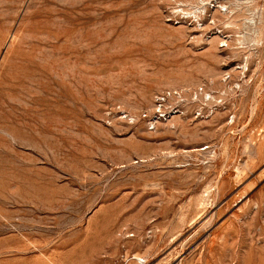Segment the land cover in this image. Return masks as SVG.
I'll return each mask as SVG.
<instances>
[{
	"label": "rangeland",
	"instance_id": "rangeland-1",
	"mask_svg": "<svg viewBox=\"0 0 264 264\" xmlns=\"http://www.w3.org/2000/svg\"><path fill=\"white\" fill-rule=\"evenodd\" d=\"M181 1L0 0V264H264V0Z\"/></svg>",
	"mask_w": 264,
	"mask_h": 264
},
{
	"label": "bare ground",
	"instance_id": "bare-ground-1",
	"mask_svg": "<svg viewBox=\"0 0 264 264\" xmlns=\"http://www.w3.org/2000/svg\"><path fill=\"white\" fill-rule=\"evenodd\" d=\"M173 1V0H172ZM224 1V0H223ZM226 1H228V0H226ZM232 1V0H231ZM182 2V1H181ZM180 2V3H181ZM222 2V0H220V3ZM179 3V4H180ZM219 3V0H184L181 4H183V5H185L186 6V9H185V7L184 6H182V7H184L183 9L181 8H179L180 9V11H181V13L184 15V16H188V17H191L194 21L196 20L197 22H198V24H199V20H200V18H203V14L207 11V9L210 7V6H216V5H218V10H216V11H218L219 13H220V15L222 16V17H224L223 19H225V18H228L229 19V15H230V8L227 6V4L225 5V4H220ZM177 4V3H176ZM229 5V4H228ZM181 6V5H180ZM176 7H177V5H176ZM175 7V8H176ZM213 7V8H214ZM217 7V6H216ZM215 7V8H216ZM212 8V7H211ZM177 9V8H176ZM224 9V10H223ZM232 9V8H231ZM242 9V8H241ZM240 9V10H241ZM173 10V9H172ZM244 11V10H243ZM173 12H176V11H173ZM212 12H213V10H212ZM180 13V12H179ZM217 13V12H216ZM215 13V14H216ZM212 13H210V15H211ZM209 15V16H210ZM233 16V15H232ZM181 17V16H180ZM208 17V16H207ZM210 18V17H209ZM186 19H188V18H186ZM211 19V18H210ZM232 19H234V17L233 18H230V21L228 22V20H227V22L228 23H230L231 22V20ZM184 20V19H183ZM207 20V19H206ZM187 21V20H186ZM195 21V23H197ZM208 21H209V19H208ZM212 21V20H211ZM193 22V21H192ZM191 21H190V23H192ZM206 22V21H205ZM210 22V21H209ZM209 22H208V24H209ZM217 22V21H216ZM226 22V23H227ZM233 22V21H232ZM220 23V22H219ZM203 24V23H202ZM220 24H222V23H220ZM231 24V23H230ZM230 24H228L229 26H230ZM207 25V24H206ZM205 25V26H206ZM240 24H238V27H240L239 26ZM198 26V25H197ZM224 26H226L225 25V23H224ZM196 26H194V28H195ZM200 27V26H199ZM198 27V28H199ZM201 27H202V25H201ZM198 28H197V30H198ZM218 28V27H217ZM201 29V28H200ZM204 30V29H203ZM218 31V30H217ZM205 32V31H204ZM221 32V31H220ZM215 33H217V32H215ZM202 34H204V33H202ZM216 35V34H215ZM221 35V34H220ZM203 36V35H202ZM224 36V35H223ZM220 36L218 35V37H214L213 36V38L209 41V44H210V46H212V48H213V51H215L216 50V48L218 47H216V44L218 45L219 44V46H222L223 44H227L228 45V41H225V39H224V37L222 38V39H218ZM206 38H208V37H206ZM209 38H210V36H209ZM240 39H241V37H240ZM207 40V39H206ZM238 40V39H237ZM205 41V40H204ZM238 41H241V40H238ZM208 42V41H207ZM251 42V41H250ZM220 43L222 44V45H220ZM237 43V42H236ZM238 43H240V42H238ZM238 43H237V47H238ZM235 45V44H234ZM208 46V45H207ZM206 47V46H205ZM224 47V46H223ZM228 47V46H227ZM235 48V49H237V50H239L238 48H240V47H238V48ZM233 47H231L230 48V50L232 49ZM241 48H243V47H241ZM208 49H210L209 47H208ZM215 49V50H214ZM218 49H220V48H218ZM210 52V51H209ZM237 52V51H236ZM250 53V52H249ZM251 54V53H250ZM214 56V55H213ZM246 56H248V55H246ZM252 57V56H251ZM249 58H250V56H249ZM247 59H248V57H247ZM249 60V59H248ZM246 62V64L244 65L243 63V65L244 66H247V63L249 62V61H245ZM248 65H249V63H248ZM244 66H242L243 68H244ZM249 67V66H248ZM242 68V69H243ZM246 68V67H245ZM241 70V69H240ZM248 71H249V69H248ZM245 72H247V70H245ZM245 72L243 71V75L245 74ZM185 79V78H184ZM183 82V81H182ZM173 86H174V84H173ZM231 86V85H230ZM239 86V85H238ZM241 86V85H240ZM170 87V86H169ZM172 87V86H171ZM238 88V87H237ZM239 88H241V87H239ZM242 90V89H241ZM235 91V90H234ZM224 92H226L227 93V91H225L224 90ZM232 93H233V91H232ZM232 93H230L231 95H232ZM204 94V93H203ZM224 94V93H223ZM205 96H209L210 98H214L210 93H205ZM172 97V96H171ZM204 97V96H203ZM157 98V97H156ZM204 98H206V97H204ZM211 99V100H212ZM217 99V98H216ZM157 100H159V99H157ZM202 100H204V99H202ZM215 100V99H214ZM214 100H212V101H214ZM165 101V100H164ZM160 102V101H159ZM161 102H162V100H161ZM207 102V101H206ZM217 102V101H216ZM219 102V101H218ZM159 105V104H158ZM212 105V104H211ZM210 105V106H211ZM174 119H172V122H176V123H178V125L181 127V128H184V123H182V121L180 120V118L179 117H173ZM133 120V119H132ZM230 120V119H229ZM170 122H171V120H170ZM172 122H171V124H172ZM229 124H230V122H229ZM172 126V125H171ZM185 130V129H184ZM187 130V129H186ZM213 133V132H212ZM208 147V146H207ZM203 150V149H202ZM205 150V149H204ZM203 152V151H202ZM210 153H212V155H213V152H210ZM210 155V154H209ZM205 156V155H204ZM211 156V155H210ZM212 157V156H211ZM135 257H137L136 255H135ZM140 258H141V256H139ZM139 257H137L139 260H140V258ZM135 259V258H134ZM143 259V258H142ZM130 260V259H129ZM137 260V259H136ZM138 261V260H137ZM140 262V261H139Z\"/></svg>",
	"mask_w": 264,
	"mask_h": 264
},
{
	"label": "built area",
	"instance_id": "built-area-1",
	"mask_svg": "<svg viewBox=\"0 0 264 264\" xmlns=\"http://www.w3.org/2000/svg\"><path fill=\"white\" fill-rule=\"evenodd\" d=\"M160 112H163V111H160ZM162 114V113H161ZM161 117L162 118V115H158V117ZM163 116H165V118H166V116H167V114L165 113Z\"/></svg>",
	"mask_w": 264,
	"mask_h": 264
}]
</instances>
